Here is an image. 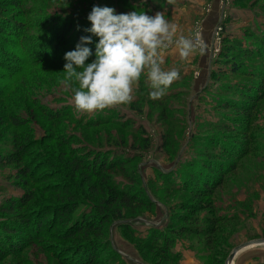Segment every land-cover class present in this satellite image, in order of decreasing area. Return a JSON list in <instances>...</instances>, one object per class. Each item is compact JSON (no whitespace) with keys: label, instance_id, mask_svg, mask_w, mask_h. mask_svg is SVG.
Wrapping results in <instances>:
<instances>
[{"label":"rangeland","instance_id":"374dc122","mask_svg":"<svg viewBox=\"0 0 264 264\" xmlns=\"http://www.w3.org/2000/svg\"><path fill=\"white\" fill-rule=\"evenodd\" d=\"M94 5L113 7L116 13L134 10L151 16L164 12L176 25L177 36L200 34L201 47L190 60L166 55L179 54L175 46L160 51L161 68L175 67L180 73L161 98L149 97L145 70L133 86L130 103L77 112L71 91L63 84V56L74 50L77 33L87 34L84 29L90 22L86 17ZM17 11L19 16H12L25 42H30L23 44L22 54H30L27 64L31 68L17 61L21 46L15 45L12 35L0 36V156L14 155V143L25 136L29 143L21 163L0 166V228L13 232L17 245L11 246L13 235L4 236L0 264H125L112 251L110 237L129 256L153 264L134 241V237L148 238L152 229L159 234L182 231L169 237L172 258L150 253L147 245L140 244L155 256V264H224L235 245L264 237V198L254 193L259 190L264 195V0H0V15L4 16H0V27L10 28L3 22ZM63 26L70 28L58 45L60 37L55 34ZM216 29L220 31L215 36ZM97 39L93 37L87 45L93 52ZM200 57L208 71L203 70ZM223 58L227 61L219 63ZM224 86L230 91H224ZM254 99L258 100L256 107L247 117L242 112L249 111L248 102ZM14 120L22 127L13 128ZM227 126L234 129L229 132L235 141L245 139L249 131L250 153L237 160L234 173L226 175L223 185L210 194L185 171L199 170L200 160H230L214 140L215 134L226 137ZM82 150L105 162L122 160L125 164L110 175L117 190L141 193L153 206L134 218L109 221L102 234L89 232L86 238L78 234L77 221L72 224L76 217L89 215L86 206H78L61 221L50 226L44 222L38 233L35 219L46 213L39 210L44 206L57 209L59 199L54 203L45 200L58 197L54 187L61 190L82 182L72 175L70 165L66 167ZM67 153L71 158L67 159ZM229 167L224 166L225 170ZM85 191L84 186L74 192ZM198 193L201 199H195ZM26 195L32 197L27 205L32 210L16 207L8 211L12 202ZM62 215L56 211L57 217ZM121 221L125 224L112 226ZM86 241V247L74 248ZM86 250L95 253L93 261L83 257ZM236 264H264V248L247 251Z\"/></svg>","mask_w":264,"mask_h":264},{"label":"clouds","instance_id":"9594fccd","mask_svg":"<svg viewBox=\"0 0 264 264\" xmlns=\"http://www.w3.org/2000/svg\"><path fill=\"white\" fill-rule=\"evenodd\" d=\"M86 19L90 26L84 31L90 35L81 36L74 50L63 56V84L70 89L77 112L130 103L133 86L145 70L149 97L161 98L180 73L175 67L161 68L160 51L175 46L180 58L185 59L200 42L198 33L177 36L176 25L161 11L151 16L134 10L116 13L113 7L94 5ZM93 37L98 38L94 52L87 46Z\"/></svg>","mask_w":264,"mask_h":264},{"label":"trees","instance_id":"16d2710c","mask_svg":"<svg viewBox=\"0 0 264 264\" xmlns=\"http://www.w3.org/2000/svg\"><path fill=\"white\" fill-rule=\"evenodd\" d=\"M16 8L19 9L18 5H16ZM2 13H8L6 11H2ZM19 11L16 13H11L12 15H15L16 18L19 16ZM2 16V15H0ZM4 17V16H2ZM13 18V19H12ZM16 18L12 16L9 20L6 22H3V24L10 25V28H7L6 26L0 27V36H8L12 35L13 40L15 41V45L21 46V54L20 59L18 58L17 61L20 60L22 65L30 67L31 65L27 64L29 60H31L30 54L23 53L22 54V46L23 44H29L30 42H25L23 31L21 30V26L17 24ZM48 23H53V21H48ZM69 26H63L60 28L59 31L56 32V37L58 39V45L62 42V39L64 35L67 34L69 31ZM85 34V33H83ZM77 33L75 35L76 37V43L79 42V38L83 35ZM88 34V33H87ZM86 34V35H87ZM53 43V42H51ZM14 45L10 47L13 48ZM228 52H223L225 55ZM227 61L226 58H223L219 60V63H225ZM12 69V68H11ZM235 69V68H233ZM16 71V70H15ZM23 71L20 72V76L22 75ZM13 74V73H12ZM224 91H230V88L228 86H224ZM223 91V90H220ZM218 96L221 94L219 90L217 91ZM261 98V95L259 96V99ZM257 100V99H256ZM255 99L248 102V106H250L248 109L249 111H244L243 109L242 113H245L247 117L251 116L250 112L255 109V105L257 103ZM248 112V113H247ZM12 127L15 129H18L22 127V124H20L17 121H12ZM250 126V125H249ZM226 130L228 131V134L226 137H219L218 135H214V140L216 141V147L221 151L222 149L226 150V153L228 154L230 160L220 161L218 157L212 158L210 160H206V162H203L200 160V162L203 163V166H200L197 168H189L188 170H191L192 173H188L190 171H185V175H194V177L199 180L198 183L202 184V190L209 192L210 194L213 192V190L220 188L223 185V180L226 175H231L234 173V171L237 169V160H240L247 155H249L250 151L248 150L249 146L252 144L251 141H247V135H249V131H246L245 139L238 138L237 141H235L234 136H231V132L234 129L231 127H226ZM231 137V140L229 139ZM226 141V144L223 145L222 143ZM29 143L28 137L25 136L22 141H17V143H14L16 146L15 151L16 153L14 155H6V156H0V166L2 165H17L21 163L23 160L21 158L26 154V145ZM82 154L79 156H75L73 159V164L69 162V164L66 165V167L71 166V173L74 177H80L82 180L81 183L76 184V186H69L64 187L61 190L57 189V187H54L53 192H56L58 195L57 198L53 199L50 197H47L45 200L54 203L55 200L59 199V203L55 204L54 211L47 209L49 206H44L42 209L39 210V213H46L42 214V218L35 219V228L40 232L41 228L43 227V223L47 222V225H52L53 222L61 221L63 216L66 215L67 212L72 213L78 206H86L89 209V215L87 217H76L75 220L72 222L77 221L78 226V234H83L81 238H86L88 235L87 233L92 232L96 235H100L104 232L107 222L112 220H117L121 218H134L138 215L143 214L144 211H147L152 207L153 205L149 200H146L145 198L141 197V193L137 194L136 191L133 192H124L123 190H117V187L115 183L111 179V174L114 173V169L118 166H123L125 163L121 160L120 162L117 161L116 163L113 162H105V160L97 158L94 156L93 152H88L87 150H82ZM236 152L239 153V155L234 158ZM84 154V155H83ZM67 159L71 158L72 155L70 153L66 154ZM229 165L230 167L225 170L224 166ZM25 171H29L28 168H26ZM197 171V172H195ZM77 172H80V176L77 174ZM28 173L26 172L25 175ZM190 180V177L187 178ZM209 179V180H208ZM184 183H186V180L184 179ZM195 185V184H194ZM85 186L86 191L81 194H76L74 191L79 188L83 189ZM172 186V185H171ZM173 187V186H172ZM87 195H90L87 197ZM87 197V198H86ZM195 199H201L202 195L200 193L195 194ZM32 200V197L26 195L25 197L21 198L18 203L10 204L8 207V211H13L16 207L17 208H27L28 211L32 210L31 207L27 206L29 202ZM38 210V209H37ZM56 211H60L63 215L62 217L56 216ZM36 214V213H35ZM82 217V218H81ZM87 218V219H85ZM178 218L182 221H185V217L183 215L178 216ZM67 218L63 219V224H66ZM25 223L27 224L28 221L25 220ZM70 221L67 225H72ZM187 228V227H185ZM151 232V235H149L148 238L140 239L138 237H134V241H136L138 244L136 245L138 251L141 253V255L146 259H151L150 261L155 264V256H152L150 253L155 252L161 257L164 258H172L171 251L169 250V247H172V243L170 241V238L173 234L180 235L182 231H170L167 230L164 233H157L153 232L152 230H149ZM184 231V230H183ZM149 232V233H150ZM177 232V233H176ZM168 233V236H167ZM210 234V233H207ZM9 236L12 238L10 239L11 246L17 248L14 242V236L15 234L13 232H8L3 227L0 228V241L4 240V236ZM2 236V238H1ZM170 237V238H169ZM80 238V237H79ZM149 241V242H147ZM6 243H9L7 241ZM89 243V241H86L80 246L74 247L75 249H82L86 247V245ZM140 244L150 249V253L146 252L144 248L140 247ZM1 245V244H0ZM104 245V243H103ZM91 249V248H90ZM12 250V249H11ZM0 250V254H1ZM94 252L90 251H84L83 257L87 259L88 262H91L94 260L93 258Z\"/></svg>","mask_w":264,"mask_h":264},{"label":"water","instance_id":"95a60500","mask_svg":"<svg viewBox=\"0 0 264 264\" xmlns=\"http://www.w3.org/2000/svg\"><path fill=\"white\" fill-rule=\"evenodd\" d=\"M137 220L138 219H136V221ZM130 222L132 223V221H130ZM130 222H127V223H130ZM142 222H146V221L142 220ZM123 224H125V223L121 221V222L114 223L112 226L117 227V226L123 225ZM110 235H111V230H110ZM109 243L111 245L112 251H114L118 256H120L122 258V261L125 264H146L140 258L138 260V259H135V258L129 256L128 253L126 251H124L121 247L118 248L116 243H113L111 237L109 239ZM261 247L264 248V237L254 239V240L245 241V242H242L240 244H237L229 252L227 258L224 261V264H236L239 260V257H242V255L244 253H246L247 251H250V250L261 248Z\"/></svg>","mask_w":264,"mask_h":264},{"label":"crops","instance_id":"0c3cea01","mask_svg":"<svg viewBox=\"0 0 264 264\" xmlns=\"http://www.w3.org/2000/svg\"><path fill=\"white\" fill-rule=\"evenodd\" d=\"M174 22H178V21H176V20H174ZM177 50V49H176ZM166 55H172L173 57H175V58H178V59H181L180 58V56H179V54H166ZM194 55H196V54H190L189 56H188V58H189V60L192 58L191 56H193L194 57ZM204 58H205V56H204ZM193 59V58H192ZM200 60L202 59V57H200L199 58ZM184 60V59H183ZM203 60V59H202ZM203 70L205 69V67H206V63H205V61L203 60ZM206 71H208V68L206 67ZM198 76V74L197 73H195V77H197ZM258 185V184H257ZM258 186H260V185H258ZM259 192V190H255V197H257V196H259L260 195V198L262 199V198H264L263 196L264 195H262L261 193L259 194L258 193ZM245 195H247L246 193H245ZM254 197V196H253ZM246 200V198H244L243 200H240V201H245ZM239 201V202H240ZM252 202H254L255 201V198H253L252 200H251Z\"/></svg>","mask_w":264,"mask_h":264},{"label":"built area","instance_id":"2783aa9c","mask_svg":"<svg viewBox=\"0 0 264 264\" xmlns=\"http://www.w3.org/2000/svg\"><path fill=\"white\" fill-rule=\"evenodd\" d=\"M219 31H220V29H216L214 35L216 36V35L218 34ZM199 40H200V42H199L197 48H200V47H201V43H202L201 35H200V34H199ZM202 45H203V44H202Z\"/></svg>","mask_w":264,"mask_h":264}]
</instances>
